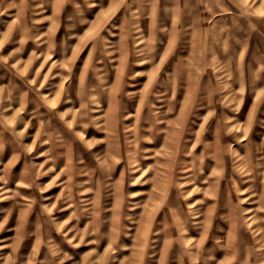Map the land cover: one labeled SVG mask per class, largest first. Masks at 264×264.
Returning a JSON list of instances; mask_svg holds the SVG:
<instances>
[{
  "label": "rangeland",
  "instance_id": "1",
  "mask_svg": "<svg viewBox=\"0 0 264 264\" xmlns=\"http://www.w3.org/2000/svg\"><path fill=\"white\" fill-rule=\"evenodd\" d=\"M0 264H264V0H0Z\"/></svg>",
  "mask_w": 264,
  "mask_h": 264
}]
</instances>
